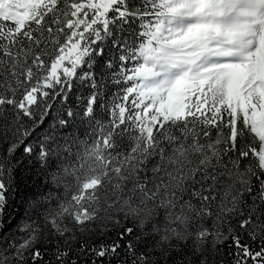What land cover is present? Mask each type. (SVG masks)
Masks as SVG:
<instances>
[{"label":"snow or ice","instance_id":"obj_1","mask_svg":"<svg viewBox=\"0 0 264 264\" xmlns=\"http://www.w3.org/2000/svg\"><path fill=\"white\" fill-rule=\"evenodd\" d=\"M0 264H264V0H0Z\"/></svg>","mask_w":264,"mask_h":264}]
</instances>
